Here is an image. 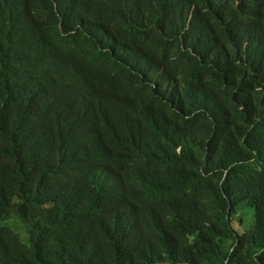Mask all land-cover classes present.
<instances>
[{
    "label": "trees",
    "instance_id": "1",
    "mask_svg": "<svg viewBox=\"0 0 264 264\" xmlns=\"http://www.w3.org/2000/svg\"><path fill=\"white\" fill-rule=\"evenodd\" d=\"M0 264H264V0H0Z\"/></svg>",
    "mask_w": 264,
    "mask_h": 264
},
{
    "label": "rangeland",
    "instance_id": "2",
    "mask_svg": "<svg viewBox=\"0 0 264 264\" xmlns=\"http://www.w3.org/2000/svg\"><path fill=\"white\" fill-rule=\"evenodd\" d=\"M244 215V214H243ZM244 218V221H246V225H247V228H252V224H253V218H254V215H253V212L251 210L249 211H246L245 215L243 216ZM237 220L235 219V222ZM20 232H22L20 229H19Z\"/></svg>",
    "mask_w": 264,
    "mask_h": 264
}]
</instances>
